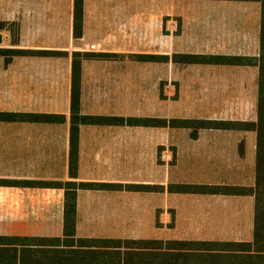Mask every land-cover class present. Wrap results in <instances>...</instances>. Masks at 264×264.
Segmentation results:
<instances>
[{
  "label": "crops",
  "instance_id": "crops-1",
  "mask_svg": "<svg viewBox=\"0 0 264 264\" xmlns=\"http://www.w3.org/2000/svg\"><path fill=\"white\" fill-rule=\"evenodd\" d=\"M169 2L206 4V16L213 20L210 23L207 19L206 33L192 30L202 25L199 10L191 9L184 15L178 9L169 11ZM74 8L75 0H0V25H5L0 28V49L62 52L0 55V236L63 238L69 191L66 184L74 182L123 186L75 191L77 239L247 241L253 231V196L177 192V187H203L205 191L211 187H253L255 133L202 129L192 137L191 130L171 127L167 122L255 120L257 87L252 86L250 95L247 83L257 80L256 66L181 64L172 57H257L260 2L82 0L79 38L73 34ZM230 17L237 21L229 23ZM247 20L251 21L250 29L243 25ZM8 25L18 33L14 44ZM183 42L191 48L230 45L245 49L251 45L258 47V53L172 48ZM75 52L106 56L73 58ZM73 61L79 73L76 87L80 115L155 122H74L78 126L74 150ZM169 65L183 70L192 66L203 69L169 73ZM171 95L177 97L173 99L174 112L169 113ZM229 111L237 115H225ZM245 111H249L248 116ZM4 114L15 117L6 119ZM28 115L47 118L30 119ZM234 133L238 135H230ZM250 141L254 168L245 162ZM246 169L252 172L248 183L240 177ZM172 171L186 180L169 178ZM126 185L148 188L127 189ZM183 200L187 203H181ZM240 202L246 207L241 208ZM169 214L173 216L170 236L166 232ZM182 216L188 229L180 227ZM227 222L230 227L224 229ZM206 223L212 227L204 226ZM242 223L246 224V237L224 235L243 231ZM182 229L190 235L177 236ZM162 231L164 236L160 235Z\"/></svg>",
  "mask_w": 264,
  "mask_h": 264
},
{
  "label": "trees",
  "instance_id": "trees-1",
  "mask_svg": "<svg viewBox=\"0 0 264 264\" xmlns=\"http://www.w3.org/2000/svg\"><path fill=\"white\" fill-rule=\"evenodd\" d=\"M261 5L259 54L257 57L206 56L181 54L172 57L181 64L210 63L220 65H254L258 69L256 118L254 121H223L206 119H172L171 127L191 130L196 137L202 129L238 130L255 133V182L253 187H203L191 190L179 185L177 192H209L216 194H240L254 197V217L251 240L247 241H200V240H159V239H80L75 232V191L77 189H112L122 185L107 183H67L65 203V229L63 238L50 237H5L0 236V264H264V0ZM5 25H0L4 28ZM17 42L18 33L12 26H6ZM74 37L82 34V0H75ZM62 52L45 50L0 49V55H60ZM106 56L92 53H73L76 57ZM142 58L152 59L154 56ZM167 59V58H165ZM73 61V86L71 94V142L76 150L78 126L105 122L148 125L155 119H124L115 117L83 116L79 114V90L76 87L79 73ZM1 115V114H0ZM6 119L15 115H3ZM30 119H46L47 116L28 115ZM76 122V123H74ZM166 123V121H162ZM127 189L148 188L147 186L126 185Z\"/></svg>",
  "mask_w": 264,
  "mask_h": 264
},
{
  "label": "rangeland",
  "instance_id": "rangeland-1",
  "mask_svg": "<svg viewBox=\"0 0 264 264\" xmlns=\"http://www.w3.org/2000/svg\"><path fill=\"white\" fill-rule=\"evenodd\" d=\"M170 9H178V12L183 13L184 15H186L187 14V11H189L191 9H197V10H199L200 13L203 14V16L198 17V21L200 22V24L202 23V25H201V27H198V28L193 27L192 30L195 31V32H199V33L205 32V29L208 27V21H207V19L209 20L210 23L213 21L209 17L206 16V13L208 11V7H207L206 4H185V3H182V4H177L176 3L175 4L174 2H172V3L169 2V11H170ZM236 21H237V18L236 17H230L229 23H234ZM220 23H223V19H222V21ZM243 25L247 29H250L251 28V21L250 20H247V23L246 24H243ZM184 27H188V25H185L184 24ZM188 32H190V31H187V32L185 31L184 33L189 34ZM181 44L182 43H176L175 45H173L172 48L173 49H176V50H195V51H199V52H212V51H216V52H247L249 54H254V55H256L258 53V47H255V46L252 47L251 45L248 46V47H246L245 49H238V47H236V46H230V45H227L225 47L216 46V47H212V48H202V47L201 48L200 47L199 48H196V47L191 48V47H187V45H186L185 42H183L182 45ZM202 69L201 68H198V66H196V67L192 66L191 69H184L183 70V69L172 68L170 65L168 66V72L169 73H177V72L178 73H183V72H195L196 73V72H202ZM211 70H213V69H211ZM236 70L237 69H235L234 71H236ZM215 71L217 72V69ZM247 85H248V91L250 92V95H251V93H252L251 92L252 91V86L254 85V87H257V80L255 79L254 83H252V80L249 79ZM222 87H223V85H222ZM220 90H222V89L220 88ZM176 97H177V95H175V96H172V95L169 96V98H170V100H169V113L174 112V111H172L173 110V107H174L173 106V101L175 100ZM250 112H251V110H250ZM233 113L235 115H237L235 112H232V111L226 112L225 115L231 116ZM187 114L194 115V114H197V113L187 112ZM200 114L201 115H206L207 113H200ZM244 114H247V116H248L249 115V111H245ZM251 114H252V112H251ZM240 116H242V114ZM230 135H238V133H234V134H230ZM239 135H241V134L239 133ZM249 135L251 136L252 134H249ZM247 149H248V151L246 152V158H245L246 165L247 166H253V168H254V155L251 154L252 153L251 141L249 143H247ZM172 172L173 173H170L168 175L169 178H171V179H183L184 180L185 178H187V177H185L183 175L182 176H175L174 175V171H172ZM240 177H241V181L242 182L248 183V182L251 181L252 172H249L248 173V170L246 169L244 175H242ZM182 202L187 203V201H184V200L181 201V203ZM227 204H229V203H227ZM239 204H241V208L246 207V203H244V202H240ZM229 206H235V205H229ZM227 208H228V210H230L229 207H226V209ZM172 217H173L172 214H169V219H168V224H167V231H166L168 236H170V234H171L169 227L171 226L170 225V223H172L171 221H173V218ZM198 220H201V219L199 218ZM184 221H186V218L184 216H182L180 218V222H181L180 227L181 228L183 227V229L184 228L185 229H188V228H186L187 226L185 227V223H187V222H184ZM228 222H230V221H228ZM228 222L225 224L224 229L226 227L227 228L230 227V224ZM245 225H246L245 223H242V227H244V228H242L243 231H240L239 233H237V231H235V232H232V233H229L228 232L227 234H224V235H227V236H245L246 237L247 234H246ZM204 226H206V227L209 226V228L212 227L209 223H206ZM183 229H182V234L176 233V235L177 236L178 235H184V236L185 235H190V233H185V230H183ZM164 234H165V232L162 231V233L160 235L164 236ZM252 234H251V236L249 235V237L246 240H250L252 238ZM147 236H150V235L148 234Z\"/></svg>",
  "mask_w": 264,
  "mask_h": 264
},
{
  "label": "water",
  "instance_id": "water-1",
  "mask_svg": "<svg viewBox=\"0 0 264 264\" xmlns=\"http://www.w3.org/2000/svg\"><path fill=\"white\" fill-rule=\"evenodd\" d=\"M0 43H1V35H0Z\"/></svg>",
  "mask_w": 264,
  "mask_h": 264
}]
</instances>
